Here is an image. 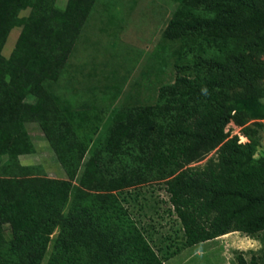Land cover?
I'll use <instances>...</instances> for the list:
<instances>
[{
    "label": "trees",
    "instance_id": "trees-1",
    "mask_svg": "<svg viewBox=\"0 0 264 264\" xmlns=\"http://www.w3.org/2000/svg\"><path fill=\"white\" fill-rule=\"evenodd\" d=\"M94 1L68 0L62 10L54 0H0V168L24 169L18 156L31 152V144L18 129L34 120L66 175L75 177L85 146L56 104L67 102L57 81ZM173 1L161 36L171 44L179 40L174 80L159 86L152 105L106 111L107 146L92 152L79 178L99 191H78L64 212V180L0 179V264H41L56 229L46 264H164L111 191L150 180L164 181L186 246L233 231L264 245V163L254 160L252 144L226 139L224 131L227 87L264 74V62L254 63L264 54V0ZM24 6L31 10L21 16ZM222 8L220 17L208 14ZM15 27L20 32L6 57L2 49ZM205 41L217 54H200ZM185 56L193 63L181 62ZM193 68H204L208 76L184 74ZM45 79L55 80L56 88L48 90ZM214 149L216 156L203 165L188 166ZM4 225L11 229L9 239ZM236 263L260 264L243 253Z\"/></svg>",
    "mask_w": 264,
    "mask_h": 264
},
{
    "label": "rangeland",
    "instance_id": "rangeland-1",
    "mask_svg": "<svg viewBox=\"0 0 264 264\" xmlns=\"http://www.w3.org/2000/svg\"><path fill=\"white\" fill-rule=\"evenodd\" d=\"M67 4L68 0H54V5L62 10L66 8ZM176 4L173 0H95L92 5L93 12L84 28L82 38L87 37L88 43L92 42V45L88 48L90 55H86L85 52L84 56L78 58L81 64L85 63L82 66V70L90 73V75L91 73L95 74H92L89 79L83 77V84L90 87L89 89L99 92L97 89H100L99 87L103 82L104 75L110 78L109 84L117 86L114 78L118 76V72L124 76L127 70L128 78L130 77L128 84L130 88H133L130 82L138 78V72L146 69V64L142 62L146 61L147 56L151 54L149 58L150 63H155L156 68L160 69L161 73V78L157 84L153 83V90L148 92L152 96L150 105L154 104L159 86L164 83L173 82L175 77L173 61L176 53L174 51L179 45V40L172 41V63L171 61H157V59L155 62L154 59L157 57V54H154L156 51L154 52L155 49L152 46L158 41L161 28L167 22ZM104 7H117V16L121 17L123 15L126 23L123 24L121 31V25L114 24L110 25L106 30L103 29L104 25L102 23L103 28H99V18H102V16L98 17L97 15L104 13ZM130 7L132 8L130 9ZM158 8L160 11H158ZM30 10V6H24L21 8L19 15L26 16ZM223 13L222 8L208 14L213 17H220L224 15ZM137 23H142V25H137ZM116 30L119 33L115 35L114 32ZM19 32V27L11 30L2 49L4 56L8 57L11 53ZM157 45L160 44L158 43ZM93 47L94 50H92ZM150 51L152 53L149 54ZM199 52L206 58L217 54L216 48L208 47L206 41L200 46ZM79 54L76 52L75 56L79 57ZM117 55H132L133 57L129 60V65L122 67L117 63V59H115ZM87 59L88 63L86 62ZM193 60L191 56H185L181 62L192 64ZM256 61L264 62V54L260 59L254 60L255 64ZM107 62H109L110 68H107ZM80 63L75 61L74 65L78 64L79 66ZM72 67L65 75L59 77L57 82L60 86H72L73 82L76 81L73 79ZM133 68H136L135 73L133 72ZM153 70L156 69L154 68ZM130 71L131 76H129ZM154 72L157 74L156 71ZM162 72L165 73L164 76H162ZM185 73L191 78L202 75L208 76L204 68H193L192 70H187ZM44 81V86L48 90L51 88L55 89L58 84H56L55 80L50 81L45 79ZM245 82L240 81L235 86L227 87L228 97L225 101V108L230 114V118L225 124L224 131L226 139L236 138L239 142L252 144L254 160L264 163V74L257 80H246ZM129 91L131 93L128 92L127 98L123 96H119L118 98L115 92H113L114 94L111 92L113 99H108V101L101 105L81 103L80 94L72 91L79 99L75 102L77 105L72 106L70 103V106H63L57 102V96L51 94L54 96L56 104L60 107L59 109L65 113L67 121L71 124L78 138L82 140L85 146L84 157L75 177L69 178L66 175L40 126L34 120H28L18 129V133L22 136L25 133L26 138L31 144V152L22 153L18 156V163L24 169L19 170L15 165L7 170L0 168V179H8L14 175H19L20 177L39 176L64 180L69 187L68 202L64 208V212H67L70 208L78 191L88 193L99 191L97 190L99 188L95 189L83 186L80 184L79 178L85 166L84 162L91 156L92 152L95 149H104L107 146L110 131L107 128L106 111L115 106L144 105L147 103L143 99L136 98V93L132 94V91ZM122 92L123 94L127 93L126 89ZM148 93L145 92V95ZM81 95H83V92H81ZM111 95L109 94L108 96L110 97ZM83 104L86 106L84 107ZM97 108L101 110L96 111ZM15 138L12 134L11 139L14 140ZM215 156L214 149L188 166H201L208 158ZM6 160L7 157L4 155L3 162H6ZM111 191L118 196L133 223L140 229L144 238L161 260L171 253L174 255L188 247L185 245L181 221L169 200V194L166 191L163 180H150L121 186ZM57 231V229L54 230L50 235L41 264L47 263ZM4 236L7 239L12 237L11 229L8 225H4ZM238 253H243L246 258L255 255L259 263L264 264V245L259 238L251 237L238 231L196 243L193 248L184 251L180 264H237L236 256Z\"/></svg>",
    "mask_w": 264,
    "mask_h": 264
},
{
    "label": "crops",
    "instance_id": "crops-1",
    "mask_svg": "<svg viewBox=\"0 0 264 264\" xmlns=\"http://www.w3.org/2000/svg\"><path fill=\"white\" fill-rule=\"evenodd\" d=\"M131 8L132 7H130V9ZM92 9H93V7L91 8V10H90V12L86 18V22L84 23L81 35L79 36L77 44L75 45L76 48H74L73 51L71 52L69 59L66 62V65H65L63 71L60 74V77L62 75H65L66 72H68L70 70L71 66H73L72 67V69H73L72 75H73V79H75L76 81L73 82L72 86L71 85L62 86L59 89L62 92V94L64 95L63 99H66L67 102L69 100L70 101L69 103L73 104V106L77 105L75 102H77V100H79V99L72 92V91H75V92H78L80 94V100L85 99V101H86L85 103H87V104L93 103V104L101 105V104L105 103L106 101H108V99L109 100L113 99V97H112L113 95H111V92L112 93L115 92V95L118 98H119V96H123V97L127 98V95L129 93H131L129 90H131L132 94L136 93V98L143 99L144 102H150L152 99V96L148 92L153 90V88H152L153 83L157 84L158 79H160V69L158 70L156 68L155 63H150L149 58L151 56L150 53H152V51L149 52L150 55L147 56L146 61L142 62L143 64H146V66H145L146 69L138 72V74H137L138 78L136 80L130 82V84H132L131 86L133 88L129 87V84H128L129 80L128 79L130 77L128 78V75H127L128 71L127 70H126L124 76L121 75L120 72H118V76H116L114 78V82L117 83V86L114 84H109L110 78L108 76L104 75L103 76V82H102L101 86L99 87L100 89H97L99 92H95L94 90L89 89L90 87L83 84V82H82L83 77L85 79H89V77L92 75V73L90 75V73L85 72V70H82V66L85 63L81 64L80 61L78 60V58H81L82 56H84L85 52H86V55H88V56L90 55L88 48L90 47V45H92V42L88 43L87 37H85L84 39H82V38H83L84 28L87 24V21L90 19L91 13L93 12ZM130 9H128V10H130ZM103 10H104V13L97 15L98 17L102 16V18H103V19L101 17L99 18L100 19L99 20V28L100 27L103 28V25H104L103 29L107 30V28L110 25L114 24V25H121V27H120V31H121L123 24L126 23V21L124 20L123 15H121V17L117 16L118 8L117 7H104ZM158 11H160L159 8H158ZM171 14L172 13H170V16L168 17V19L171 17ZM168 19H167V21H168ZM102 23H103V25H102ZM166 24H167V22L165 24H163V28H161V31L164 29ZM137 25H142V23L141 24L137 23ZM161 31L159 34L158 41H156L155 45L152 46L155 49L154 52L156 51V53H154V54H157V57L154 60H155V62L157 59V61H164V62L171 61V63H172V44H171V41L163 38L161 36ZM117 33H119L118 30H116L114 32L115 35ZM80 40H82L84 43L79 44ZM158 43L160 45H157ZM92 50H94V47ZM76 52L80 53L79 57L75 56ZM132 57H133L132 55L131 56H127V55L126 56L125 55L119 56V55H117L115 59H117L116 60L117 63H119L122 67H126L127 65L130 64L129 60H131ZM75 61H77V63H80V65L79 66H78V64L74 65ZM86 62L88 63V59ZM101 64H102V62H101ZM108 67H109V62H107V68ZM154 68L156 70H153ZM133 69H134L133 72L135 73L136 68H133ZM154 71H156L157 74H155ZM164 75H165V73L163 74V76ZM129 76H131V71H130ZM154 87H155V85H154ZM124 89H126V91H127L126 94H123V92H122ZM81 92H83V95H81ZM145 92L148 94L145 95ZM109 94L111 95L110 97L108 96ZM67 102H63V106H68ZM233 232H235V231H233ZM194 245L188 246L185 249H182L180 252H178L174 255H172V253H171L167 257L163 258V263L164 264H180L182 261L181 257L183 256L184 251L189 249V248L190 249L193 248Z\"/></svg>",
    "mask_w": 264,
    "mask_h": 264
}]
</instances>
